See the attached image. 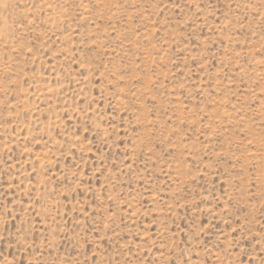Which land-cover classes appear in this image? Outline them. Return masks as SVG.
<instances>
[{
    "label": "rangeland",
    "instance_id": "rangeland-1",
    "mask_svg": "<svg viewBox=\"0 0 264 264\" xmlns=\"http://www.w3.org/2000/svg\"><path fill=\"white\" fill-rule=\"evenodd\" d=\"M0 264H264V0H0Z\"/></svg>",
    "mask_w": 264,
    "mask_h": 264
}]
</instances>
